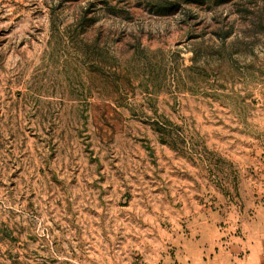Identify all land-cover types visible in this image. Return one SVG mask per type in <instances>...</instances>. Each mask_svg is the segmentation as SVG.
<instances>
[{
  "label": "rangeland",
  "instance_id": "obj_1",
  "mask_svg": "<svg viewBox=\"0 0 264 264\" xmlns=\"http://www.w3.org/2000/svg\"><path fill=\"white\" fill-rule=\"evenodd\" d=\"M263 238L264 0H0V264Z\"/></svg>",
  "mask_w": 264,
  "mask_h": 264
},
{
  "label": "crops",
  "instance_id": "obj_2",
  "mask_svg": "<svg viewBox=\"0 0 264 264\" xmlns=\"http://www.w3.org/2000/svg\"><path fill=\"white\" fill-rule=\"evenodd\" d=\"M239 264H264V238L256 244L255 257L250 255L245 260L240 259Z\"/></svg>",
  "mask_w": 264,
  "mask_h": 264
},
{
  "label": "trees",
  "instance_id": "obj_3",
  "mask_svg": "<svg viewBox=\"0 0 264 264\" xmlns=\"http://www.w3.org/2000/svg\"><path fill=\"white\" fill-rule=\"evenodd\" d=\"M186 3L188 2V3H192V2H194L195 0H184ZM177 5H180L179 3L177 4ZM156 8H157V10H158V13H164V9H171V8H164V6H161L160 4L158 5V6H155ZM177 8H178V6H176ZM176 8V9H177ZM176 9H173V10H170L169 12L170 13H172V12H174ZM168 12V13H169Z\"/></svg>",
  "mask_w": 264,
  "mask_h": 264
}]
</instances>
